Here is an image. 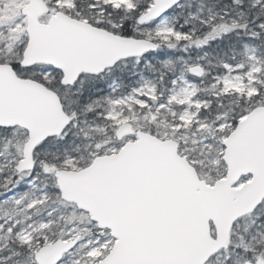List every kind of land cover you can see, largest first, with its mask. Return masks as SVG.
I'll return each mask as SVG.
<instances>
[{
  "label": "snow or ice",
  "instance_id": "snow-or-ice-1",
  "mask_svg": "<svg viewBox=\"0 0 264 264\" xmlns=\"http://www.w3.org/2000/svg\"><path fill=\"white\" fill-rule=\"evenodd\" d=\"M0 264H264V0H0Z\"/></svg>",
  "mask_w": 264,
  "mask_h": 264
}]
</instances>
